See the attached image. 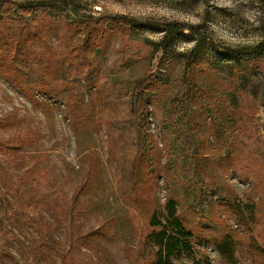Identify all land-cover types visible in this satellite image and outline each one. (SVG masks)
Instances as JSON below:
<instances>
[{"label": "rangeland", "instance_id": "374dc122", "mask_svg": "<svg viewBox=\"0 0 264 264\" xmlns=\"http://www.w3.org/2000/svg\"><path fill=\"white\" fill-rule=\"evenodd\" d=\"M86 3L49 0L56 18L64 16L78 26L49 24L27 44L44 63L48 81L61 69L62 53L71 60L66 54L71 51L83 73L88 68L81 54L94 61L96 81L160 79L148 90L153 94L146 114L148 146L129 180L119 162L123 142L112 127L121 109L106 89L95 84L90 94L73 96L67 108L33 86L19 88L17 75L0 66V138L16 142L8 153L0 150V172L13 192H4L0 182V264H149L155 250L144 238L149 215L162 210L169 195L196 234L192 251L174 264H194L204 257L213 264H264V58L248 63L242 84L249 92L237 109L221 97L230 84L222 86L212 68L191 74V80L211 89L209 97L200 89L199 100L186 103L197 177L186 171L180 145L161 125L159 114L181 91L183 63L199 38L208 45L210 63L230 82L227 65L236 54L244 59L254 55L251 47L264 37V0ZM113 17L131 21L130 38L122 28L102 31ZM11 33L8 46L24 31ZM135 37L154 42L148 56L140 57L147 47L137 45ZM86 38L91 44L80 47ZM5 47L1 44L0 52L7 57L11 50ZM126 54L138 58L124 64ZM253 66H259L256 74H251ZM79 89L76 85L73 91ZM240 117L249 122L245 138L235 137ZM17 201L29 202L31 213ZM224 235L233 242L232 260L211 244Z\"/></svg>", "mask_w": 264, "mask_h": 264}, {"label": "trees", "instance_id": "16d2710c", "mask_svg": "<svg viewBox=\"0 0 264 264\" xmlns=\"http://www.w3.org/2000/svg\"><path fill=\"white\" fill-rule=\"evenodd\" d=\"M57 1L65 2V0ZM85 1L87 2L86 5L91 7L98 2V0ZM77 6L81 5L77 4L72 7L75 9ZM51 12H53V10L49 5V0H0V46L3 44L6 46L5 49L10 47L12 51V53L10 51L7 57L0 52V59L5 58L6 60V63H0V66H5V69L8 68L11 73L17 75V85L19 88L33 86L45 93L49 98L60 101L67 108L73 96L78 94H90L95 84L102 90L106 89L110 101L118 104L121 109L122 116L119 120L112 121V127L117 129V135L121 138V142H123L122 154L119 162L126 176L127 174L131 176L129 179L131 180L136 174V162L140 157L142 158L145 147L149 141L147 133L145 132L147 123L146 114L148 112V106L152 102L153 94L151 95L148 90L151 89L155 83L162 82L156 76L152 79L150 75H144L135 81L113 80L108 77H102L99 81H96L95 71L98 70L94 68V61H91L88 57L80 53V62H84V65L88 68V70L83 73L73 64L72 60H76L77 57H75V55H78H71L72 51L66 53L68 56L70 55L71 60L66 58V55H64L65 52L62 53L59 58V66L61 65V69H58L57 73H54L51 77L55 82L44 79V63L40 60V57L38 58V56L33 53L27 43L31 38L39 36V29L47 27L49 24L60 23L64 28H69L74 25L78 26L77 21H69L65 19L64 16L56 18ZM105 22L102 28L103 32L122 28L125 33H128V37L130 38L129 31H132L131 21L126 17H121V19L113 17L110 18V20L106 19ZM14 28H20L24 31V34L17 43L13 46H8V44L12 43L11 29ZM67 38L69 39L70 37H64V40H67ZM90 40L91 38L84 39L80 47L87 48L89 44H91ZM133 41L140 47H147V53L143 51V54L140 56L142 58L148 56L150 51L153 50L152 46L154 42L150 41L148 38L135 37ZM251 48L252 51H254V55L244 59L239 54H236V61L227 65L229 69L228 78H230V82H228L222 74H219L217 67L210 63L206 41L203 38L197 39L189 53V61L183 63L182 66L181 81L183 86L181 91L168 100L170 104L169 109L159 113L162 122L161 125L165 129H171V133L180 145L184 158V167L192 178L197 177L193 176L196 175L194 169L196 158H194V155H196L197 152L190 135L186 103L189 101H197V99L199 100L200 89L204 95L209 97L211 89L200 85V82H194V80H191L190 76L194 71L199 74L200 69H204L205 66L212 68L214 75L221 80L222 86L225 87V83H227V85L230 84V87H227L229 89L223 88L221 97L227 100L231 107L237 109L240 107L241 96L249 92L247 86L242 84V79L249 66L248 63L251 62L250 64L252 65V62L264 58V37ZM123 58L124 64H127L129 60H131L130 58H138V55L126 54ZM170 66L171 64H168L167 68L169 69ZM258 67L259 66H253L251 74H256ZM81 83L84 84L82 88ZM76 85L80 87V89L78 91H73ZM207 101V104L211 105L210 101ZM238 120L235 127L237 132V134L235 133V137L245 138L247 137L249 122L242 117ZM1 124L2 121L0 119V125ZM123 139L126 140V144ZM15 146L16 142L13 138H0V150L4 154L8 153L10 148ZM151 171L153 170L151 169ZM4 175L5 174H1L0 172V182L3 184L4 192L12 194V185L5 181ZM30 206L31 204L29 202H18V207L26 211L27 214L31 213L32 209H30ZM176 206L177 200L169 195L165 199L162 210L154 209L149 215V229L144 233V238L148 245L155 247V250L150 255L149 264H174L173 261L176 257L184 253H189L193 249V242L196 234L183 221ZM235 212L239 216L238 220H241L243 215L240 213V210L237 209ZM250 216L252 220V218H254V213L251 212ZM211 244H213V247L227 259L232 260L233 242L227 238V235H224L221 239L212 240ZM194 264L213 263L210 259L204 257L195 259Z\"/></svg>", "mask_w": 264, "mask_h": 264}]
</instances>
